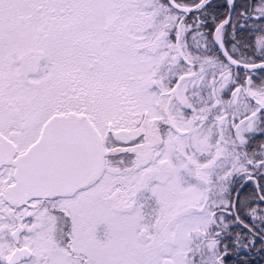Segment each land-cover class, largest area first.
Returning a JSON list of instances; mask_svg holds the SVG:
<instances>
[{"label":"snow or ice","instance_id":"obj_1","mask_svg":"<svg viewBox=\"0 0 264 264\" xmlns=\"http://www.w3.org/2000/svg\"><path fill=\"white\" fill-rule=\"evenodd\" d=\"M251 251L264 0H0V264Z\"/></svg>","mask_w":264,"mask_h":264},{"label":"flooded vegetation","instance_id":"obj_2","mask_svg":"<svg viewBox=\"0 0 264 264\" xmlns=\"http://www.w3.org/2000/svg\"><path fill=\"white\" fill-rule=\"evenodd\" d=\"M251 191V186L244 189V193L247 194ZM237 231L240 230L238 227ZM249 259L251 260V264H264V253H257L255 251H251L247 253Z\"/></svg>","mask_w":264,"mask_h":264},{"label":"trees","instance_id":"obj_3","mask_svg":"<svg viewBox=\"0 0 264 264\" xmlns=\"http://www.w3.org/2000/svg\"><path fill=\"white\" fill-rule=\"evenodd\" d=\"M214 3H220L221 0H213ZM222 11V10H221Z\"/></svg>","mask_w":264,"mask_h":264}]
</instances>
